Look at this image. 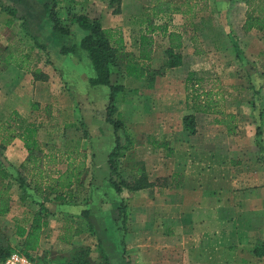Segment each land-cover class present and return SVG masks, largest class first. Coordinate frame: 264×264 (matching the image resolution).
Instances as JSON below:
<instances>
[{
	"label": "rangeland",
	"instance_id": "374dc122",
	"mask_svg": "<svg viewBox=\"0 0 264 264\" xmlns=\"http://www.w3.org/2000/svg\"><path fill=\"white\" fill-rule=\"evenodd\" d=\"M170 1L173 8L170 23L183 32V46L180 49L182 63L176 67H166L165 40L157 35L152 60L144 66L146 74L128 75L125 67L121 68L122 71L115 79L122 84L117 108L118 118L122 120L123 126L116 134L106 120L105 125H100L94 119L95 116L91 122L87 118L89 126L81 118L72 116L60 121L55 115L56 111L53 114L55 117L52 118L49 114L47 121L43 122L56 132L55 135L59 138L55 140L67 138L72 143L70 146H74L70 152H80L84 159L89 160L90 167L96 168L91 176H96L97 179L106 176L103 182L91 180L92 182L85 183L96 188L93 194L87 193L85 189L88 187L80 184L75 185V195L70 193V198L61 204L49 197L33 194L21 197L23 186L20 188L17 180H13L16 171L23 175L26 171L21 165L17 166L20 144L14 149L15 154L11 153V149L9 151V147L7 151V146L0 145V161L8 165L10 159L16 163L13 168L6 165V168L12 170L13 185L10 188V212L0 216V247L11 249V253H21L22 239L16 234L15 222L25 225L27 218L38 210L40 201L43 200L42 205L51 206L47 207L51 209L47 217L52 226L44 230L42 246L31 252V256L40 264H72L77 258L81 264H105L102 249H117L115 239L110 235L114 222L119 225L123 234L120 244L126 264H133L135 254L139 259L144 254L153 255V258L156 255L159 259L154 264H167L163 260L164 255L172 250H166L158 242L157 237L161 234L155 235L154 244L152 240L149 241L146 232L153 233L155 228L147 229L144 225L148 226L154 221L158 226L164 218L170 217L168 211L175 203L182 196L187 199L183 190L196 185L193 176H264V165L255 136L256 126L260 124L264 140V30H242L246 6L239 3L223 5L218 2L215 5L206 0L207 8L204 10V0H189L190 3H195V15L189 17V14L183 13L187 6L181 5L185 0ZM156 2L157 0H121L119 4L115 0L113 7L119 4L121 10L112 13V7L99 0L92 10L102 15L104 27L120 29L126 52L133 54L137 53L135 40L140 22L146 19ZM29 7L32 6L26 8ZM4 13L6 12L0 9V44L8 37V44L16 48L30 46L29 42H21L15 31L16 27L14 31L4 27ZM193 34L197 38L196 48L200 53H195V44L191 41ZM15 47L12 49L17 54L19 52H16ZM48 63L49 61L43 64L47 69ZM189 72L193 73V80L186 91L185 79ZM187 92L190 94L188 99ZM86 95L83 99H78L81 105L84 103L80 100H88ZM193 96H198V102L210 99L212 110L233 114L237 125L236 134H229L225 125L216 122L218 113L194 111ZM107 104L108 98L102 104L92 98L90 106L93 111L98 107H103L105 111ZM189 113L195 116L194 134L183 126L182 119ZM15 120L10 118V122L15 123ZM14 125L18 127L11 124ZM3 126L5 125L0 124V137L8 135ZM116 135L119 136L120 143L127 144L128 150L125 157L118 159L115 171L104 174L102 166H105V153L115 143ZM84 137H88L87 141L91 140V149H84ZM51 148L46 154L58 153L57 148ZM117 175L127 180H131L132 176H150L155 187L150 191L140 192L136 197L133 196L135 193L126 190L118 195L108 182V176ZM95 184L99 186L95 187ZM225 185L229 186L228 193L233 196H223L220 191L216 199L211 198L213 204L216 202L225 208L221 215L234 221L233 226L227 230L224 241L226 244L219 245L218 264H264V255L257 256L251 250L255 246H264V180L261 179L260 183H253L248 179L226 181ZM123 198L126 204L125 220L117 216V208ZM89 202L93 204L86 209V213L77 205ZM101 225H105L106 234H109L105 235L106 244L103 248L100 247L98 237L101 234L96 230ZM136 226H140V230L135 229ZM203 231L200 229V232ZM137 234L142 235L139 237ZM232 239L234 244L230 243ZM250 252L253 254H249ZM116 253L117 251L112 254ZM146 261L147 259L143 260V263ZM204 262L203 259L194 258L174 264H211Z\"/></svg>",
	"mask_w": 264,
	"mask_h": 264
},
{
	"label": "crops",
	"instance_id": "0c3cea01",
	"mask_svg": "<svg viewBox=\"0 0 264 264\" xmlns=\"http://www.w3.org/2000/svg\"><path fill=\"white\" fill-rule=\"evenodd\" d=\"M49 1L50 0H0L1 5L10 8L12 7L15 10L14 15L4 13V22L6 23L4 27H7L12 31H14L16 27L15 31L18 33L21 42L24 41L30 43V46H27V48L24 47V49H19L12 44H8V37H5L3 42L1 41L0 124L5 125L3 126V129L10 134H16L28 123L35 124L37 126L36 138L40 147L45 153H48V149L52 150L51 147H53V149L57 148L58 153H54L57 159L56 167L59 170L64 171L67 167L70 150L74 149V146H70L72 143L67 138L55 140V138H59L56 137V132L52 128H48L43 122L47 121L49 114H51L50 117H55L53 114L57 111L55 115L57 118H60V121H62L64 117L72 116L76 119L81 118L86 125H89L87 118L91 122L92 118L95 116L94 119H96L100 125H105V111L103 107L94 109V112L90 105L92 98L94 100L96 99L97 103L99 102L102 104L105 102L108 98L109 88L105 85L93 86L89 83V79L94 75L92 65L87 57L86 51L78 47L79 40L84 35V32L75 24L72 26V30L68 35L53 32L51 28L52 23L49 21L44 9V3ZM98 1L99 0H62L60 4H77V7L82 6L83 10H85L89 16H100L102 21V15L100 13H94L92 10L96 8L95 6ZM211 2H214L215 5L220 2V4L223 5L239 3L240 5L245 6L242 0H208V3ZM29 5L32 7L26 8ZM241 9L243 10L242 6ZM8 22L10 23L8 24ZM35 42H37V44ZM73 45H76L73 51H67L66 53L61 52V48H69ZM13 47H15L16 52L19 53L15 54L14 49H12ZM37 50L39 52H37ZM134 54L136 53L134 52ZM48 61L50 71L45 65H43ZM79 84L82 86H79ZM85 94H87L85 98L88 100H80L84 103V105H81L78 99H83ZM49 111H51V113H49ZM10 118L16 119L15 123L10 122ZM11 124H16L18 127L15 125L11 126ZM43 125L47 127V130H45ZM87 138L84 137L83 139L85 142L84 149H91V145L89 144L91 140L89 139V141H87ZM0 139L7 140V138L3 136L0 137ZM18 143L20 144V147H18L20 156L17 166H20L27 157V150L23 146V142L18 137H13L5 147L7 146V151L9 147V151L11 149V153L15 154L16 152L14 149L17 148ZM111 144H113V142H111ZM114 144L109 146V149H107L105 153V166H102V172L104 174H107L109 171V169L107 170L108 167H106L107 155L113 148ZM84 160L85 171L80 176L79 181L73 183L69 189H64L63 192H70L72 193V196H74L76 191L75 185H85L86 182H92L91 180H98L100 182L104 181L106 176H100L99 179H97L96 176H91L94 175L96 168L90 167L87 158ZM8 162H10L8 165L4 163L5 167L7 165L8 167L11 166V168H13L16 164L10 159ZM62 163L64 167L62 166ZM7 170L12 173L10 168H7ZM24 175L20 173V176H14L15 179H13L15 181L16 179H22L26 182L25 184H22L23 190H21V197L26 194H33L40 197H49L55 201L53 199L54 193L49 194V190L45 189H43L45 190L44 193L35 191L31 185V176L27 174V171H25ZM184 177L189 179L188 176ZM146 178L149 182V186L132 191L131 193H135L133 195L134 197L138 196L142 191H150L155 187L150 176H146ZM193 179L195 180L196 185L188 186L186 190H183V195L186 196L187 199L182 196V199L179 200L178 203H175L176 205L168 211L171 214L170 217L164 218L163 221L159 223V227L156 226L157 224H155L154 221L149 223L148 226L144 225V228L147 229L155 228L152 231L153 233H151V231L146 232L149 241L152 240L154 244L155 235L161 234L162 236L159 235V237H157L158 242L162 243V247L166 250H172V252L170 251L164 255L163 260L167 264L179 263L181 261L187 262L194 258L197 260L203 259L205 261L204 263L218 264L220 259L219 247L226 244L224 241L227 235V230L233 226L234 221L231 222L225 215H221L224 214L223 212H225V208L223 209L219 204H216V202L213 204L211 198L216 199V196H219L220 191V194L223 196H233L228 193L229 186L225 185L226 181L234 182L237 180L242 181L248 179L253 183L256 181L260 183L261 179L264 180V176H193ZM187 182H189V180ZM98 186L99 184H95V187ZM86 187H88V189ZM85 188L89 194H93V190L96 191V188H93L92 185H85ZM99 197L102 196L100 195ZM42 202L43 200L40 201V203ZM55 202L61 204L59 201ZM92 204V202H89L85 205L82 203L77 205H80V209L86 210L89 209ZM111 204L114 205L112 201ZM43 206L46 208L51 207L47 205ZM49 208L48 210L50 213L51 209ZM32 215L27 218V223L23 225L27 229L30 226ZM50 222L51 221H49V218L47 217L46 222L42 226L36 250L42 246L43 237L45 236L44 230L52 226V223L50 224ZM15 223L17 224V222ZM139 227L140 226H136L135 229L140 230ZM112 229L113 231L110 235L114 237L115 243L117 244V249L115 251L103 248L106 244L105 235H109L106 234L105 225L96 228L97 233L99 231L101 234L98 235V237L100 239V247L103 248H101L103 255H105L108 264H126L123 248L121 246L122 244H120V239L123 235L122 231H120L119 225L115 224V222ZM156 229H158V233L155 231ZM200 229H203L204 231L200 232ZM196 230L198 231L196 232ZM127 234L128 232L126 235ZM233 234L236 235L235 233ZM137 235L141 237L140 235L142 234ZM20 238L22 239L21 243H23V238ZM135 240H138V238ZM230 243L234 244L233 239ZM136 245L139 244L136 243ZM253 249L254 248L252 247L251 250ZM116 251L117 253L115 255L112 254ZM251 253L253 254V252H250L249 254ZM134 256L133 264H154L157 259H159V256L156 255V257L154 256L153 258V255L147 256L144 254L141 259H139L136 254ZM145 259H147V261L146 263H143V260ZM159 261L161 262V259Z\"/></svg>",
	"mask_w": 264,
	"mask_h": 264
},
{
	"label": "trees",
	"instance_id": "16d2710c",
	"mask_svg": "<svg viewBox=\"0 0 264 264\" xmlns=\"http://www.w3.org/2000/svg\"><path fill=\"white\" fill-rule=\"evenodd\" d=\"M62 0H50L44 3V9L47 13L49 21L52 23V30L55 33L68 35L71 32L72 26L75 24L84 32L80 38L78 47L85 50L89 58L92 69L94 71L93 77L89 79L90 85H105L109 88L108 104L105 109V120L109 123L116 134L122 128L123 123L120 120L117 108L119 95L122 93V84L116 81L118 73L125 67L128 75L142 76L146 74L145 65L151 59L155 48V37L159 35L165 40V53L167 55L166 67L172 68L181 65L182 55L180 49L183 46V32L172 26L171 22V8L170 0H157V2L150 8L149 15L145 20L140 22L138 34L135 40L136 54L126 52V45L120 29L103 27L101 17H91L82 6L77 7L73 4H60ZM106 2L108 7H112V13H118L121 10L120 2L113 7L115 0H101ZM246 6L245 18L242 23V30L249 32L251 30H264V0H242ZM181 5L187 6V10L183 13L189 14V17L195 15V3H190L185 0ZM207 8L206 0L203 1L202 9ZM0 9L10 15H14V9L0 4ZM175 10H178L177 8ZM167 17V18H165ZM10 22H8L9 24ZM196 36H191V41L195 44V53H200L196 48ZM37 44V42H35ZM76 45L69 48H61L62 53L73 51ZM120 75V74H119ZM121 78V77H120ZM193 73L189 72L185 79V88L192 83ZM189 92L186 94V99L189 97ZM198 95V94H197ZM198 96H193L192 109L197 112L218 113L219 117L216 122L223 124L227 128L229 134H236L237 125L235 116L223 111L212 110V103L210 99H205L203 102H198ZM254 107V106H253ZM115 116V118H113ZM184 129L189 133L196 132L195 116L192 113L184 115L183 119ZM37 126L33 123H28L24 128L16 134L8 133L6 141H10L13 137H18L23 146L27 150V157L21 164L27 173L31 176L32 186L35 191L44 193L49 190L54 193L53 199L59 202H65L70 198V192H63L64 189H69L73 183H77L80 176L85 171V160L80 152H70L68 156L67 167L64 171L59 170L57 165L56 155L54 153L46 154L40 147L36 138ZM256 144L260 151V157L264 165V140L262 137V128L258 124L255 129ZM1 140L0 145L5 146L8 142ZM128 146L125 143H120L119 136L116 135L115 144L107 155V164L109 171H115L118 159L125 157ZM20 176V172L16 171ZM12 173L5 167L4 163L0 161V215H5L10 210V188L13 185L11 181ZM17 180V179H16ZM18 186L25 184L24 180L18 179ZM109 185L114 189L115 193L120 195L123 190L132 192L149 186L146 176H132L131 180H127L122 176H109ZM28 185V184H27ZM45 189V190H43ZM125 199L121 201L117 208V216L125 220ZM83 212H87L84 210ZM49 210L39 204L30 220L29 228H25L21 224H16V234L23 238L21 245V253L33 258L31 252L38 247V241L41 235L42 226L46 222ZM264 244V243H263ZM262 244V245H263ZM261 245V246H262ZM253 252L257 256L264 255V246H255ZM11 253V249L0 247V263ZM34 259V258H33ZM106 259V258H105ZM84 261V260H83ZM72 264H81L80 259L77 258ZM105 264H108L105 261Z\"/></svg>",
	"mask_w": 264,
	"mask_h": 264
},
{
	"label": "built area",
	"instance_id": "2783aa9c",
	"mask_svg": "<svg viewBox=\"0 0 264 264\" xmlns=\"http://www.w3.org/2000/svg\"><path fill=\"white\" fill-rule=\"evenodd\" d=\"M0 264H40L37 260L19 252L10 253Z\"/></svg>",
	"mask_w": 264,
	"mask_h": 264
}]
</instances>
